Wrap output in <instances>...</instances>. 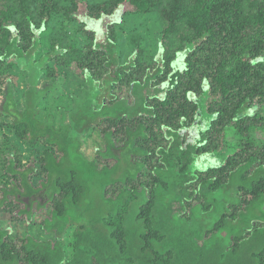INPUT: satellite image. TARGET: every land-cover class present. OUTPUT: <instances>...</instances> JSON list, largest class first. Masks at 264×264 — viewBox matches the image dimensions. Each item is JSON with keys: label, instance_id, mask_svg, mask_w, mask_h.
Listing matches in <instances>:
<instances>
[{"label": "trees", "instance_id": "trees-1", "mask_svg": "<svg viewBox=\"0 0 264 264\" xmlns=\"http://www.w3.org/2000/svg\"><path fill=\"white\" fill-rule=\"evenodd\" d=\"M79 1L95 20L157 11L151 61L132 37L122 56L121 25L45 35ZM11 58L27 76L0 106V210L28 228L49 210L52 238L0 226V264H264V0H0V84Z\"/></svg>", "mask_w": 264, "mask_h": 264}, {"label": "rangeland", "instance_id": "rangeland-1", "mask_svg": "<svg viewBox=\"0 0 264 264\" xmlns=\"http://www.w3.org/2000/svg\"><path fill=\"white\" fill-rule=\"evenodd\" d=\"M88 1L91 4L92 3L95 4L103 0H88ZM86 4L87 3L85 1L78 2L77 12L76 14L73 15L74 19H72V22L70 20H67L66 14L61 10H59L58 13L53 14L52 19L48 23V25L51 27L50 30L51 33H45V35L49 34L48 36H50L52 34L57 33L58 31H65L67 33V37H66L67 44L68 43L70 44V40L68 41V39L71 38V40H74L75 42L84 45V43L86 44L87 41L81 38L80 35L77 33L79 26H82L81 24H83V28L85 31L94 32L96 34L97 42H101L104 39V31H105V35H107V31H109L107 29H110L108 28L109 26L113 25L115 28L116 26L121 25L120 28L115 29L116 33L113 32L112 36L121 45V50L123 52L122 56H124L130 50V44L128 38L132 37L131 38L132 40L141 42L142 46L149 53V54L147 53L144 54L145 56H143V60L148 63L149 61H151L149 60L148 56H151L150 53L152 54L154 52L155 42L157 41V37L159 36L161 29L163 28L160 19L156 16L157 11H155L153 14L148 16L134 15L132 14L133 12L132 6L126 1L120 4L119 6H117L113 10L112 14L102 17L101 20H95L89 18V16L87 15ZM7 65H11V68L9 69V71H11V75L8 77L9 79L8 78L6 79L5 77L7 76L8 72H5L4 76L2 77L4 79H2V84H0V106L4 99L3 93L6 91V85L11 82L12 87L13 86L15 87V89L13 88L12 92H14L16 96L18 92L16 88H18L19 90L23 89V86L18 85V82L20 80L18 75L22 76L23 80L27 76V72L22 70V67L25 65V62L23 60L20 61L11 58L10 60L7 61ZM44 82L46 81L42 79L39 81L40 88L42 87ZM116 92L119 97L121 96L123 97L127 94L126 88L124 86L117 87ZM57 118H59V116H57ZM200 118H201L200 120L202 121L201 129H205L208 124V117L204 115ZM254 137L257 141L264 143V131H257L254 134ZM225 141L229 143L235 142V138L233 137L232 133L230 134L227 133L225 137ZM98 146L103 148V143L95 133L90 140H87V144H85L83 151L89 159H93L94 151ZM11 150L13 151L12 148ZM20 150L23 152L24 157H26L24 162L27 164H32V162L34 161L33 159H35L34 156L35 157H38L39 155L41 156L42 153L41 150L40 151L31 150V148H28V146H23L21 147ZM101 164L112 165L113 162L105 161L102 162ZM4 182L5 179L0 176V185H2ZM90 201L91 199H89V202ZM48 214H49V210H42L37 215H34L33 216L34 226L33 227L29 226L28 228V226L25 227L26 225L24 223H17V221L14 219L15 213L12 210L11 211L0 210V226L5 229L7 228L13 230V232L11 231L12 238H22L26 233L36 236L39 239L52 238V236L49 237L43 236V233L40 230V226H39L42 221V218ZM71 218H72L71 222L77 224V219L79 217L74 215ZM21 219L24 222L25 220L24 217H22ZM69 236H71V234H69ZM66 241L69 244V242L72 241V237L66 239ZM66 251H67V256H69L71 254V247L68 246L66 248Z\"/></svg>", "mask_w": 264, "mask_h": 264}]
</instances>
